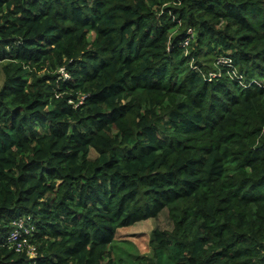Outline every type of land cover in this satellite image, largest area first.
Masks as SVG:
<instances>
[{
  "label": "trees",
  "instance_id": "16d2710c",
  "mask_svg": "<svg viewBox=\"0 0 264 264\" xmlns=\"http://www.w3.org/2000/svg\"><path fill=\"white\" fill-rule=\"evenodd\" d=\"M1 76L0 264H264V0H0Z\"/></svg>",
  "mask_w": 264,
  "mask_h": 264
},
{
  "label": "rangeland",
  "instance_id": "374dc122",
  "mask_svg": "<svg viewBox=\"0 0 264 264\" xmlns=\"http://www.w3.org/2000/svg\"><path fill=\"white\" fill-rule=\"evenodd\" d=\"M0 84H2V76L0 77ZM96 155V152L91 150L90 156L94 158ZM156 228H171L167 211H163L158 219L151 218L137 222L130 227L119 228L112 242L111 255L121 258L123 264H147L153 261L151 237Z\"/></svg>",
  "mask_w": 264,
  "mask_h": 264
},
{
  "label": "built area",
  "instance_id": "2783aa9c",
  "mask_svg": "<svg viewBox=\"0 0 264 264\" xmlns=\"http://www.w3.org/2000/svg\"><path fill=\"white\" fill-rule=\"evenodd\" d=\"M188 32L193 35V31L191 29H189ZM188 43H189V39L187 41H185L184 45H188ZM221 61L227 62L228 60L222 59ZM27 219H29V218H27ZM27 219L21 218L17 221H14L15 229L13 230V232L9 238V241H10V243H16L15 248L17 251L21 252V251L26 249L29 259H34L38 254L37 247L31 243H28L27 238H24L22 241H19V239L23 235L22 231H24V233H26V234H29L31 232L30 228L25 227V221Z\"/></svg>",
  "mask_w": 264,
  "mask_h": 264
}]
</instances>
